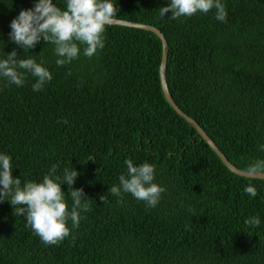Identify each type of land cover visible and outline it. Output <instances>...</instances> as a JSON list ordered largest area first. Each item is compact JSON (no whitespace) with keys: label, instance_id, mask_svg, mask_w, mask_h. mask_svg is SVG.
<instances>
[{"label":"trees","instance_id":"trees-1","mask_svg":"<svg viewBox=\"0 0 264 264\" xmlns=\"http://www.w3.org/2000/svg\"><path fill=\"white\" fill-rule=\"evenodd\" d=\"M113 2L116 19L162 33L171 99L227 160L246 170L264 159V0H221L226 22L215 9L160 17L170 0ZM35 3L0 0V58L15 49L52 75L35 92L30 73L20 87L0 77V154L11 156L22 183L41 182L53 164L61 176L74 168L72 187L83 188L91 211L81 212L78 228L68 222L60 244L45 245L0 201V264H264V180L230 172L165 101L159 38L111 24L97 55L85 57L81 45L78 59L57 66L53 44L41 39L24 52L9 39L10 21ZM53 3L66 7V0ZM126 159L155 166L154 182L166 189L156 207L130 193L118 204L108 191L127 173ZM249 183L256 197L244 192ZM61 189L71 209L68 185ZM254 216L259 226L245 225Z\"/></svg>","mask_w":264,"mask_h":264},{"label":"clouds","instance_id":"clouds-1","mask_svg":"<svg viewBox=\"0 0 264 264\" xmlns=\"http://www.w3.org/2000/svg\"><path fill=\"white\" fill-rule=\"evenodd\" d=\"M212 9H215L217 21L226 22L227 12L221 0H170L167 6L160 7L159 15L165 17L166 13L171 12L168 18L177 20L191 17L197 12L208 13ZM117 11L113 0H66L64 9L53 0H36L32 8L21 9L10 21L9 39L24 52L43 39L55 46L56 65L64 66L79 58L81 45L87 58L97 55L98 50L105 47L106 26L112 24ZM26 73L36 78L32 84L34 92L42 91L52 79L51 72L42 63L33 58H19L15 49L0 58V77L5 78L8 84L22 86ZM62 122L66 124L67 120ZM259 150L264 151V144L260 145ZM124 163L127 173L121 174L119 185H113L108 191L117 197L118 204L122 203V193H130L148 207H156L166 189L154 182L155 166L148 162L135 166L131 159H126ZM12 168L11 156L0 154V201L7 200L15 216L23 215L26 226L43 244H60L70 235L68 222L71 221L72 228H78L81 212L91 211L83 188L72 187L79 174L74 168L65 167L61 176L57 174V165L53 164L41 182L29 180L23 183L19 177L12 175ZM246 173L250 179L264 175V159L249 162ZM61 184L68 185L71 209ZM244 192L251 197L257 196V188L251 183L245 186ZM100 199L105 202L104 195ZM189 211L195 215L194 209ZM244 223L257 227L260 224L259 216L249 217Z\"/></svg>","mask_w":264,"mask_h":264},{"label":"water","instance_id":"water-1","mask_svg":"<svg viewBox=\"0 0 264 264\" xmlns=\"http://www.w3.org/2000/svg\"><path fill=\"white\" fill-rule=\"evenodd\" d=\"M112 24H118V25H125L129 27H135V28H140L143 30H148L155 34L161 43V55H160V63L158 67V75H159V82H160V88L162 95L165 99V101L170 105V107L178 114L180 115L186 122L189 123L190 126H192L197 134L200 136V138L209 146V148L215 153V155L219 158L221 163L232 173L247 177L246 170H242L239 168H236L233 166L227 158L222 154V152L217 148V146L213 143V141L206 135V133L201 129V127L187 114L182 112L178 106L173 102L171 99L166 84H165V79H164V66H165V60H166V47H165V39L162 35V33L157 29L156 27L149 25V24H144V23H139V22H132V21H127L123 19H116L114 18ZM257 179H263L264 180V175L255 177Z\"/></svg>","mask_w":264,"mask_h":264}]
</instances>
